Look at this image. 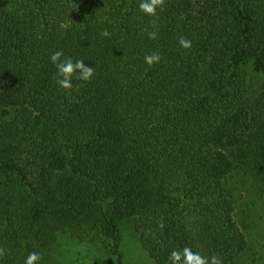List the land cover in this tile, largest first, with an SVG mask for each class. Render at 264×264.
Listing matches in <instances>:
<instances>
[{"label":"trees","instance_id":"obj_1","mask_svg":"<svg viewBox=\"0 0 264 264\" xmlns=\"http://www.w3.org/2000/svg\"><path fill=\"white\" fill-rule=\"evenodd\" d=\"M139 3L0 0V264H52L63 233L126 264L128 224L156 264L264 262L235 187L254 176L263 201L264 0H166L156 27ZM57 51L91 82L61 89Z\"/></svg>","mask_w":264,"mask_h":264},{"label":"rangeland","instance_id":"obj_2","mask_svg":"<svg viewBox=\"0 0 264 264\" xmlns=\"http://www.w3.org/2000/svg\"><path fill=\"white\" fill-rule=\"evenodd\" d=\"M250 84L257 86L261 82V74L257 73L253 67H249ZM238 196V216L237 221L241 225L248 227L244 232L249 239L250 250L257 256L264 257V197L260 200L261 192L257 179L254 176L238 177L235 180ZM264 195V193H263ZM260 200V202H259ZM263 204V207H252L254 203ZM122 249L125 254L126 264H156L149 255L141 248L137 241L132 224H128L123 232ZM54 262L52 264H102L104 253L94 249H88L87 244L73 239L68 234L63 233L58 237ZM107 261V260H106ZM263 260L259 264H263Z\"/></svg>","mask_w":264,"mask_h":264},{"label":"clouds","instance_id":"obj_3","mask_svg":"<svg viewBox=\"0 0 264 264\" xmlns=\"http://www.w3.org/2000/svg\"><path fill=\"white\" fill-rule=\"evenodd\" d=\"M166 0H140L139 10L145 15L153 18L150 23L153 27H156L159 21V15L157 9L161 12L165 10ZM78 7V5H77ZM158 33L148 32L149 39H156ZM179 45L191 50L192 42L186 37L181 36L178 40ZM64 56L63 51L54 52L50 60L57 69V84L61 89L71 91L73 88V79L81 80L86 83H90L94 76V68L85 64L82 59H78L75 62L71 57ZM145 63L151 68L156 64H159L162 60V56L159 52H152L144 57ZM6 252L3 248H0V257H4ZM42 259L41 254L37 252H31L28 254L25 260V264H38V261ZM168 264H223L220 257L213 255L209 258L201 255L198 252H194L190 247H184L181 249H173L168 256Z\"/></svg>","mask_w":264,"mask_h":264}]
</instances>
